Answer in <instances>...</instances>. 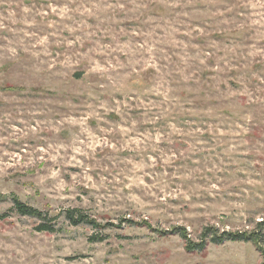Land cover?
I'll use <instances>...</instances> for the list:
<instances>
[{
  "label": "rangeland",
  "instance_id": "374dc122",
  "mask_svg": "<svg viewBox=\"0 0 264 264\" xmlns=\"http://www.w3.org/2000/svg\"><path fill=\"white\" fill-rule=\"evenodd\" d=\"M259 221L264 0H0V264H264L188 249Z\"/></svg>",
  "mask_w": 264,
  "mask_h": 264
},
{
  "label": "trees",
  "instance_id": "16d2710c",
  "mask_svg": "<svg viewBox=\"0 0 264 264\" xmlns=\"http://www.w3.org/2000/svg\"><path fill=\"white\" fill-rule=\"evenodd\" d=\"M13 209L23 215H30L42 220H47V222H42L41 224L37 225L36 227L37 230L40 231L54 230L53 229L54 223H52V220L54 219L50 217L48 214H44L42 211L38 210L37 208L26 205L25 203L16 200V202L13 205ZM64 218L71 225H78L82 223H87V224L95 223V219L93 217H91L88 213H86L84 210L78 207H69L65 209ZM262 230H264V221H259L257 223V227L253 231L245 230V231L232 232V231L223 230L222 232H220V234L218 233V230L216 229L215 226H206L201 234L203 239L200 242L190 241L188 243V249L193 250L197 248L200 249L204 248L206 238H209V241L213 243H220L223 240L252 241L256 243V245L260 246L264 238V233ZM183 236L185 238L186 235L183 233Z\"/></svg>",
  "mask_w": 264,
  "mask_h": 264
}]
</instances>
